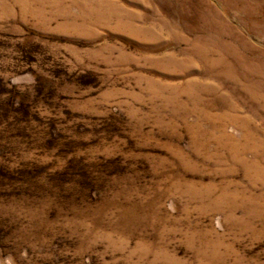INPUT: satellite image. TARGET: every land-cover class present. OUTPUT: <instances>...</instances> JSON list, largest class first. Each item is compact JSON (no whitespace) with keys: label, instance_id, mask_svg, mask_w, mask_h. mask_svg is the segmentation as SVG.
<instances>
[{"label":"rangeland","instance_id":"1","mask_svg":"<svg viewBox=\"0 0 264 264\" xmlns=\"http://www.w3.org/2000/svg\"><path fill=\"white\" fill-rule=\"evenodd\" d=\"M0 264H264V0H0Z\"/></svg>","mask_w":264,"mask_h":264}]
</instances>
